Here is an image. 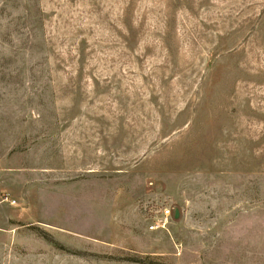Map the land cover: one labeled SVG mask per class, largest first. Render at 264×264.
I'll list each match as a JSON object with an SVG mask.
<instances>
[{"label": "rangeland", "instance_id": "rangeland-1", "mask_svg": "<svg viewBox=\"0 0 264 264\" xmlns=\"http://www.w3.org/2000/svg\"><path fill=\"white\" fill-rule=\"evenodd\" d=\"M0 264H264V0H0Z\"/></svg>", "mask_w": 264, "mask_h": 264}, {"label": "water", "instance_id": "water-1", "mask_svg": "<svg viewBox=\"0 0 264 264\" xmlns=\"http://www.w3.org/2000/svg\"><path fill=\"white\" fill-rule=\"evenodd\" d=\"M179 214H180L179 209L176 208L174 213L175 218H178Z\"/></svg>", "mask_w": 264, "mask_h": 264}]
</instances>
